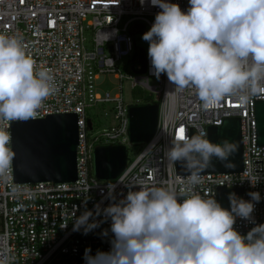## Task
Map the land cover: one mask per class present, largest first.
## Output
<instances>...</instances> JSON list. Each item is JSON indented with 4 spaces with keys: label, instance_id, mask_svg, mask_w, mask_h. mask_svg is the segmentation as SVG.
<instances>
[{
    "label": "built area",
    "instance_id": "1",
    "mask_svg": "<svg viewBox=\"0 0 264 264\" xmlns=\"http://www.w3.org/2000/svg\"><path fill=\"white\" fill-rule=\"evenodd\" d=\"M166 2L178 4L184 11L189 7L188 0ZM160 11L151 0H145L144 5L140 0H0V35L21 37L36 67L48 69L58 89L44 101L35 120L74 114L78 128L74 181L18 183L14 181L13 164L9 173L0 177V264H85L86 249H91L92 256L98 251L110 252L114 238L111 220H106L102 210L124 199L127 185L142 183L146 188L166 187L178 192L190 174H177L165 152L181 138V129L183 138H190L193 130L205 137V127L219 126L227 118L240 119L242 171L199 173L202 182L195 192L217 202L219 187L240 188L234 194L246 201L251 200L249 192H259L261 201L254 202L255 223L237 218L234 228L246 235L257 224H264V146L256 142L254 117V105L264 101V94L252 96L246 104H241L237 95L229 96L204 111L193 91H175L166 74L156 79L149 70V46L139 47L136 37L150 30ZM135 47L144 51V66L137 58L133 60ZM125 57L137 63L130 68L134 75H124L117 67ZM105 75L128 81L132 92L143 93L152 99L149 103L158 106L153 137L110 180L94 176V148L100 144L127 145V106L141 102L135 98L126 103L121 86L115 94L98 90L96 81ZM169 92L174 93L166 96ZM97 105H111L115 124L92 135L93 124L86 110ZM11 124L0 127L10 131ZM109 185L113 186L111 199ZM85 211L93 212L89 222L99 225L87 235L83 228L73 230L75 220ZM105 230L107 237L102 236Z\"/></svg>",
    "mask_w": 264,
    "mask_h": 264
},
{
    "label": "clouds",
    "instance_id": "2",
    "mask_svg": "<svg viewBox=\"0 0 264 264\" xmlns=\"http://www.w3.org/2000/svg\"><path fill=\"white\" fill-rule=\"evenodd\" d=\"M188 2L184 11L178 4L151 0L161 9L142 37L149 43L152 75L160 79L166 74L175 91H193L204 111L229 96L237 95L246 104L264 94V0ZM57 91L54 76L36 67L21 37L0 35V124L35 120L44 101ZM11 142V132L0 127V177L9 173L15 158ZM235 152L233 143L214 144L203 133L178 138L165 158L184 164L191 173L185 183L178 192L127 185L126 197L102 210L111 220V251L92 256L86 249L85 264H264V224L246 235L234 228L237 218L255 223L260 193L249 192L250 201L229 194L228 210L215 198L195 192L202 182L197 169L214 167L213 158L233 169L229 157ZM92 217L93 212L85 211L73 230L83 228L85 235L93 231L99 225L89 222Z\"/></svg>",
    "mask_w": 264,
    "mask_h": 264
},
{
    "label": "water",
    "instance_id": "3",
    "mask_svg": "<svg viewBox=\"0 0 264 264\" xmlns=\"http://www.w3.org/2000/svg\"><path fill=\"white\" fill-rule=\"evenodd\" d=\"M144 66V51L135 47L133 60ZM144 72L141 70L140 73ZM256 142L264 146V101L254 105ZM158 123V106L155 103H139L127 106V137L131 144H143L153 137ZM88 126L90 123L88 122ZM205 139L214 144L224 140L233 143L236 152L229 157L236 165L223 167L215 158L214 167L198 168L199 173H239L243 168V149L239 118H227L219 126H207ZM11 147L15 153L13 177L18 183L40 181L71 182L76 179V146L78 144L77 116L53 115L39 120L11 124ZM197 135L193 130L190 138ZM127 146L122 143L100 144L93 151V174L97 179L116 178L126 167ZM177 174H191L182 162L175 163ZM218 203L228 209V194L240 188L219 187Z\"/></svg>",
    "mask_w": 264,
    "mask_h": 264
},
{
    "label": "rangeland",
    "instance_id": "4",
    "mask_svg": "<svg viewBox=\"0 0 264 264\" xmlns=\"http://www.w3.org/2000/svg\"><path fill=\"white\" fill-rule=\"evenodd\" d=\"M85 36L90 37V34H85ZM143 35L136 37V43L139 47L146 49L149 46V43L142 39ZM137 63H132L130 57H125L117 64L120 72L124 75H134L130 68L132 66H136ZM150 85H154V81L150 80ZM97 89L100 91H108L111 94H115L119 92V87L121 86V94L126 103L133 102L134 92H132L130 88V84L128 81L124 80L123 82H119L114 78L112 75H105L101 76L98 81H96ZM136 92V91H135ZM139 94V91H137ZM105 112L107 115L105 116ZM113 110L111 105H97L90 109L86 110V116L88 119L92 121L93 128L89 132L92 135H96L99 133L103 128H109L115 124L113 119ZM127 161L131 162L137 156V154L143 148V144H131L127 143Z\"/></svg>",
    "mask_w": 264,
    "mask_h": 264
},
{
    "label": "trees",
    "instance_id": "5",
    "mask_svg": "<svg viewBox=\"0 0 264 264\" xmlns=\"http://www.w3.org/2000/svg\"><path fill=\"white\" fill-rule=\"evenodd\" d=\"M134 97L139 100L141 103H149L152 99L146 95L139 94L137 91H134Z\"/></svg>",
    "mask_w": 264,
    "mask_h": 264
},
{
    "label": "snow or ice",
    "instance_id": "6",
    "mask_svg": "<svg viewBox=\"0 0 264 264\" xmlns=\"http://www.w3.org/2000/svg\"><path fill=\"white\" fill-rule=\"evenodd\" d=\"M181 138H183V130L181 129Z\"/></svg>",
    "mask_w": 264,
    "mask_h": 264
}]
</instances>
